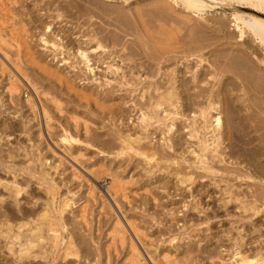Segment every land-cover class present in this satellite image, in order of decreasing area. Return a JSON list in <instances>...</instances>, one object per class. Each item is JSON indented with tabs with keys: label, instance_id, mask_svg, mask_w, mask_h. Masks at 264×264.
<instances>
[{
	"label": "rangeland",
	"instance_id": "374dc122",
	"mask_svg": "<svg viewBox=\"0 0 264 264\" xmlns=\"http://www.w3.org/2000/svg\"><path fill=\"white\" fill-rule=\"evenodd\" d=\"M0 1V12H7H3L4 15L1 14V12L0 19H2V21H9V24H11L10 26L7 25V27L3 29V32H5L7 35V32H9L8 29L11 32H14L15 29V32L13 34H15V36L17 37H19L18 35L21 36L18 38V41L21 42V45L24 46L25 42L31 47L30 51H26L25 54V49H23L22 47L14 45L13 47H9V50L7 46L6 49L5 46L2 47L3 45L1 46L0 42V47L4 48V51L8 55L4 56L3 52L0 51V58L3 56V59L1 58L2 60H0V182L2 183V185L7 184L8 186H11L15 181L17 185L23 187L24 190L21 192L22 194H20V197L17 199L21 204L19 205L20 207L22 206L25 209H34V212H38L39 210L44 208L46 202H51L50 198L52 197L51 195H53V193L55 194L54 205L56 208H58L63 199L69 200L72 203V207H70L68 211L63 213L64 217L62 219V222L67 225V228L61 229L62 231L60 232L62 239L61 241L63 244L59 248L54 250L53 253L52 251H50L51 249L48 245H43L45 246L44 252H47V256H49V258L47 257L46 260L39 263H33L32 261H29L28 263L125 264L129 259L126 264H134L131 261L133 256L132 258L130 257L132 255V251L130 250L132 249L129 250L130 247L132 248L131 245H134L133 243L137 245L140 252L142 251V256H140V264H154L157 261L159 262V264L160 262L161 264H165L166 262H168V264H222L221 261L223 260L226 262L225 263L223 261L224 264H235L234 253L237 250L242 252L245 251L250 255H252L257 249L264 250V181H262L263 178H260L261 176H264V150H261L264 149V86H262L264 85V80H262V78L264 79V47L249 33H246V36L244 35L243 38L238 37L240 35V32L236 27L237 20L233 19L234 13L256 14V11L250 9L245 3L238 4L235 2L227 1L223 2V6L218 5L213 9H209L203 16L198 15L196 12L188 11L182 0H169L171 3L168 0H44L45 4H43V0ZM70 1L72 3H70ZM7 2L10 6L6 4ZM11 2L14 4L12 5ZM79 2H82L83 4H79ZM162 2L164 3L162 4ZM218 2L221 1L218 0ZM32 3L34 5H32L33 7H30ZM36 3H38L39 5ZM40 3L43 5V7ZM76 3H78V7L76 6ZM138 3L140 5H137ZM67 4H69V8ZM92 4L95 7L98 6L97 9L95 7L90 8ZM153 4L159 5L154 6ZM50 5L53 9L50 7ZM149 5H151L152 7L150 8ZM26 6L28 7V9ZM44 6H46V8ZM146 7H148V9ZM58 8H60V10ZM66 8L70 10H66ZM79 8L82 9L83 13L79 11ZM94 8L96 9V11ZM99 8L102 10H100ZM90 9L94 10H91L93 11V13L90 11ZM97 10L99 11V15L97 14ZM64 11L66 13H64ZM121 11H123L122 14H120ZM138 11H140V14L138 13ZM94 12L96 13V15ZM58 14H61L60 18L57 17ZM256 15L264 18V14ZM65 16H67L68 20H66L67 18ZM5 17H7V19ZM63 17H65L66 19L64 18V20ZM70 17H72L71 20L69 19ZM49 18L52 19L51 23ZM184 18L186 21L184 20ZM86 19L87 21L90 19L91 20L87 23ZM84 21H86L85 24L82 23ZM155 23H157L158 25ZM22 24L24 25V28ZM50 24L52 27L55 26L54 31H56L58 37L61 38V41H58V43H60V45L64 47V51L62 54L60 53V51H55L53 53L51 51V47H45L39 40V36L43 33L45 25ZM15 25H17V28H13V26ZM20 25L22 26L21 28ZM240 25L242 26V24ZM92 27L94 30L92 29ZM162 27L164 28L162 29ZM17 29L19 30V32H21L20 34H18ZM24 29L27 30H25L24 32ZM77 30L80 33L79 35ZM160 30L162 32H159ZM148 35L149 38L147 37ZM75 36L77 38H75ZM91 36H96L97 38H99L98 40L105 46L106 49L110 51L113 49L111 51L114 55L112 56V58L116 60L115 62L118 63L121 68L117 74H113L112 72H110V69L107 68V65L101 63L98 60V55H95L93 53L91 54L93 55L91 56V58L93 59L91 63H94L92 65V68H94L93 71H89L87 68L82 67V65L81 67L79 66V64L77 63V59L74 58V50H76L80 46L79 43H82V48H95L96 43L94 41L93 43L89 42L88 37ZM73 37L78 40V43H76V40ZM246 37L249 38V41H245V39H247ZM251 37L252 40H250ZM85 38L86 41L84 40ZM169 38L171 39L169 40ZM48 39L50 41H53V38H51V36H49ZM68 40L71 41L68 42ZM72 40L75 42H72ZM82 40H84V42ZM154 41L156 44L154 43ZM165 43H167L168 45L166 44L165 46ZM230 43L233 45L231 46ZM246 43H248V45ZM249 43L251 44L249 45ZM226 44H229L231 48ZM157 45H160V47H158ZM224 45H226L227 47L225 46V48H223ZM135 47H137V49L139 48V50L142 51L140 52L138 50V52L141 53L139 57L138 55H135ZM166 47L167 49H165ZM67 48L70 49L67 50ZM227 48L228 50H226ZM15 49L18 52L14 51ZM123 49L128 50L127 52H124ZM210 50H213L211 54H209ZM218 50L220 51L218 52ZM231 51L235 54L236 52L240 54H242V52L247 53V57H245V63L247 65V60L250 61H248L249 63L252 62L250 66H255L254 68L256 70L254 68H252L251 70L254 69L256 74L254 73L251 77L246 78L245 82L247 85H250V82L258 85L260 87V89L259 87L257 88L259 92L260 90H263L260 93L256 92L252 94L250 97L246 95L244 101L245 104L241 100L239 103L237 101L238 99L236 100L237 97H240L239 95L244 94L241 90L235 91L236 93L232 90H225L230 89V87H225V80L227 79V77L233 76V71H246L243 68L241 69L242 65L240 67V65H237L234 61L231 62L228 59L230 58V56H233V53ZM69 52L72 53L70 54ZM55 53H57L56 57L54 56ZM114 53H116V55ZM223 53H226V55H223ZM261 53H263V55ZM40 55H42V57ZM130 55H132L133 57H131ZM145 55H148L146 57L150 58H146V60L144 58ZM157 55L160 56V58ZM197 55L203 56V62H200L199 59H196ZM179 58L181 60L183 59V62L180 61ZM186 58L191 60L189 62H186L184 61ZM110 60L111 59H107L106 61L109 62ZM137 60L138 63L136 64ZM151 60H153V62H151ZM36 61H38V64L36 63ZM125 61H127V63ZM131 61L134 62V64L131 63ZM39 62H43L42 65H39ZM164 62L166 65L164 64ZM168 62H170L171 64ZM172 62L174 63L172 64ZM178 62H180L181 65L179 63L178 66ZM1 63L2 65H4L3 68ZM139 63H142L143 66L145 64L146 68L142 66L143 68H141V72L138 74L136 72L137 69L134 66L137 65L138 67V65H140ZM44 64L48 66V69H45L47 68V66L44 67ZM153 64L155 67L153 66ZM18 65L21 68L20 69L18 67L21 71L16 68ZM246 65L243 63V66ZM187 67H189L190 69H187ZM5 69L7 71H3ZM8 69L10 71H8ZM161 69H165L164 72ZM174 69H177L176 75H179V81H188L189 86L193 87L195 84L196 86L199 85L200 87L198 88L201 89L214 88L218 92L216 93V95L217 98L219 96L218 111L220 112L223 121V138H228L229 136L228 142L226 140L227 138L224 139V143L225 141L227 143L226 145H222L219 153L220 155H222L221 153L224 152L228 154L225 159L223 156L221 157L222 159H224V162H219V157H216L213 159V161H209V164L207 166L200 165L196 162L195 157L192 156V154L189 152V150H192L194 148L192 145L195 144L196 140L189 138L187 130L190 121L186 120V118H192L196 110V105H192L188 101H183L182 106L179 108V112L181 114H184L185 117L178 116L176 118L175 128L172 133H164V127L160 126V128L157 124L156 126L155 124H152L149 127L151 129L148 128V131H141L142 129L138 124L137 119L138 114L140 113L138 110L142 107L144 101L145 103H147L146 99L148 98V94L146 93L145 98L141 100L140 96L143 93L141 89L143 88V86L148 85L151 82H159L161 78L162 81H160L161 83L159 82L160 86H168L169 81L173 82L172 72ZM134 70L135 73L132 72ZM178 70L180 71V73ZM55 71L57 72L53 74V72ZM212 71H215V79L213 77H210L208 74ZM129 72L131 75L129 74ZM144 72L146 73V75H144ZM194 72L197 73L199 77H204L205 79L200 80L199 84L197 82H193L192 76L194 75ZM261 72L263 73L262 77ZM10 75L12 77H10ZM224 75L225 78H223ZM242 75H244L243 77L246 76L245 73H242ZM255 75L261 77V79H259L257 83L253 81H256L258 78L256 80L252 79ZM121 78L123 81L121 80ZM15 80H18V87H16L17 90L19 88L20 91L18 90V92L20 93H15V95H13L10 100V94L9 91L6 90V87L9 86V83H17ZM124 82L126 84H124ZM132 84L134 85V87ZM223 85L225 87L224 89L222 88ZM217 87L219 89H217ZM34 89L36 90L34 91ZM180 89L182 90V88ZM196 91L198 90L196 89L194 91L193 89H191L189 92L195 94ZM225 93H227L229 96V101L226 103H224V101H221ZM130 96L132 97L130 98ZM255 97L258 100H256ZM27 98L29 99V102ZM35 98L37 101H35ZM199 99L201 100L202 98ZM31 103H34L35 107L38 106L34 109V111L31 108ZM62 104L65 106H63ZM56 105L58 108L56 107ZM225 106L226 108H223ZM42 107L50 114L51 121L54 120L50 122L51 124H47L45 122L46 120L43 117ZM54 107H56L57 109L55 108V110ZM244 107L245 109H243ZM167 108L168 107L162 108V111H166H161V114L165 115V113L173 111L172 107L168 109ZM240 108H242V110ZM250 110L253 112V114H251ZM216 112L217 111H213L212 114L216 115ZM232 113L234 116L232 115ZM70 114L72 115V117H76H73V119ZM243 117H246V120H243ZM248 117H250V120L247 119ZM41 119L43 120L41 121ZM74 120L78 121L79 126L76 125L77 122ZM53 122H55V124ZM84 123L90 124L89 126L85 124L87 126L86 127ZM243 123L244 125L242 127ZM248 123H250L251 125ZM76 126L79 128L77 132H74ZM82 126L84 128H88V130H91L87 132L88 130H83L84 128ZM252 126L256 128H253ZM52 127L56 128L54 129ZM63 127L64 129H67L70 133H72L75 138L81 139L82 144H61L60 138L63 134ZM67 127H69L71 130ZM224 127L227 128V131ZM49 128H51L50 131L48 130ZM139 128L141 130H139ZM228 130L230 132L232 131L231 135ZM84 132L88 133L89 135L84 134ZM130 132L131 134H129ZM226 132L229 135L226 134ZM258 133L261 136H259ZM85 135L88 136L86 137ZM43 136L45 138H43ZM127 136L133 139L140 137L141 142L137 143L138 145H134L135 149H151L152 152H156V155L152 159L151 157H149L151 160L145 159L141 156L138 157V155H136L134 152L126 154V157L125 154L124 156L121 155L120 157L118 153L120 152L124 141L127 139ZM251 138L254 139L253 144L251 146H246V140ZM167 140H169V142ZM48 142L49 145H47ZM53 142H55V145H53ZM167 142L172 145L171 149L168 148ZM85 143H87L88 145ZM261 146L263 147L261 148ZM240 147H253L256 148V150L258 149V157L252 155L256 163H250V160L247 156L248 154H250L251 156V154L254 153H249L248 151H246L248 153L245 155V150H240ZM232 148H236L237 150L235 149V151L240 154L238 159H236V156H231L229 154L230 149ZM50 149L53 151H50ZM63 150L65 152H63ZM66 150L70 152H67V154L65 155ZM100 151H102V153H100ZM116 153L119 156H117ZM157 153L159 154L158 158H156L158 155ZM78 154L81 155L80 158ZM72 155L74 157H77L71 158ZM45 158L47 159V161ZM72 164L74 165V167H71L73 166ZM257 164L259 167L257 166ZM27 165H29L30 167ZM253 165H256L257 168ZM99 166H102L104 170H101ZM208 167H210L211 169H209ZM99 168L100 170L96 171ZM93 169L96 172L95 177L93 174L94 171L92 173ZM178 170L180 171V173ZM105 172H107L109 175L105 174ZM110 172H112V175H115L112 176ZM236 173H238L240 176H236ZM247 173H251L253 175V180L245 178L244 175H246ZM44 175H47L46 178L44 177ZM257 176L259 179L257 178ZM114 178H117L119 181ZM104 180H106L107 182ZM127 180L129 183L128 185L126 182ZM114 181H118V184L121 185V188L123 187L121 192L118 193L112 189L114 186L112 185L114 184ZM123 181L124 183H122ZM125 182L126 188L123 186V184L125 185ZM10 183L11 185H9ZM2 185H0V213L6 215L5 217L10 219L7 221L13 223H15L16 221L23 222L26 220H32L21 218L22 215L18 211V209H16V203H14L15 199L13 193L10 192L9 189L7 190V188L11 187L5 188ZM110 185L112 187H110ZM2 189L4 191H2ZM145 189L147 190V193ZM49 190L51 191L49 192ZM101 192L107 194L105 195ZM92 193L94 196L91 195ZM46 195L49 196L47 197ZM28 196L30 198H28ZM39 198L42 200H40ZM102 201H107L106 203L108 206L106 205V203H103L102 205ZM108 201L111 203V207L109 206ZM243 201L247 205H253L257 213H255V211L251 209L245 211L243 209ZM9 204L11 207L9 206ZM30 205H32L33 207ZM86 207L87 209H85ZM81 208L84 209H82V212L80 211ZM1 209L3 210L1 211ZM166 209H168V211H166ZM85 212L86 214L83 215ZM79 214L83 215H81L82 218ZM83 217L85 219H83ZM119 217H121L123 221H121ZM82 219L83 222H81ZM115 219L116 221L117 219L121 221L117 222V226L119 227L116 226ZM86 220L90 223L87 224ZM135 221L138 224H134ZM119 223H122L121 228ZM84 225L87 226L86 230L85 227H83ZM114 226L121 230L124 226L126 227H124V232H122L119 229L113 230ZM132 229H135L137 233L140 232L138 233L137 238L135 237V239L133 237V235L136 236L134 234L135 231H133ZM125 230H127L128 232L130 230V232L128 233ZM110 233L113 234V237ZM123 233L126 243L124 241L123 244L120 240L119 244V239H121L120 236ZM130 233L131 235L133 234L132 238L130 237ZM108 234H110V236ZM143 234H145V236H142ZM139 235L146 238L147 242H145L146 239L142 238ZM128 236L130 241L128 240ZM111 237H116L115 239L117 242ZM130 238L133 239L134 242L131 241ZM149 238L151 241H149L148 243ZM7 242V240L0 238V264H21L17 263V257L15 255L9 254L6 248ZM68 242L72 245L76 244L79 256H73L75 258H67L63 255L65 253L64 251L66 250L67 245H70ZM111 243L113 246L111 245ZM108 244L112 246V248L109 247ZM121 244H123V248L120 247ZM138 244L139 246L141 245V248L138 246ZM126 245L130 247L128 248ZM113 247L116 249L115 253L117 252L118 255L114 253ZM107 248L109 249V251L107 250ZM14 249H19V245H16ZM126 249L129 251H127ZM60 252H62L63 254ZM127 252H131L129 253L131 255H129ZM126 254H128L131 259L126 257ZM143 255H145L146 258L143 257ZM164 257H167V261ZM106 259H108V262ZM150 259L152 260V262ZM161 259L163 262L160 261Z\"/></svg>",
	"mask_w": 264,
	"mask_h": 264
},
{
	"label": "bare ground",
	"instance_id": "6f19581e",
	"mask_svg": "<svg viewBox=\"0 0 264 264\" xmlns=\"http://www.w3.org/2000/svg\"><path fill=\"white\" fill-rule=\"evenodd\" d=\"M10 1V0H9ZM26 1V0H25ZM28 1V0H27ZM57 1V0H56ZM76 1V0H75ZM83 1V0H82ZM96 1V0H95ZM97 1H99V0H97ZM153 1V0H152ZM169 1V0H168ZM167 1V2H168ZM221 2H218V0H182V2H184V4H185V6L187 7V9H188V11H190V12H196L198 15H205L206 14V12L209 10V9H213V8H215L216 6H218V5H220V6H223V2L224 1H227V2H235V3H238V4H243V3H245V4H247L248 5V7L250 8V9H252V10H254V11H256V14H264V0H220ZM1 2V1H0ZM6 2V1H5ZM5 2H3V3H5ZM14 2V1H13ZM33 2V1H32ZM35 2H37V1H35ZM34 2V3H35ZM42 2V1H41ZM43 2H44V0H43ZM68 2V1H67ZM78 2V1H77ZM89 2V1H88ZM92 2H94V1H92ZM170 2V1H169ZM12 3V2H11ZM15 3V2H14ZM14 3H12V5L14 4ZM18 3V2H17ZM20 3V2H19ZM55 3V2H54ZM58 3H59V1H58ZM70 3H72L71 1H70ZM74 3V2H73ZM85 3H87V2H85ZM148 3H151V2H148ZM148 3H147V5H148ZM164 2H162V4H163ZM171 3V2H170ZM7 5H8V2L6 3ZM5 4V5H6ZM36 4H38V3H36ZM35 4V5H36ZM41 4V3H40ZM43 4H45V2L43 3ZM53 4V3H52ZM75 4V3H74ZM77 4L78 3H76V6H77ZM79 4H83L82 2H79ZM89 4H91V3H89ZM1 5V4H0ZM29 5H30V3H29ZM32 5H34L33 3L31 4V6L30 7H33ZM39 5V4H38ZM42 5V4H41ZM40 5V6H41ZM69 4H67V6H68ZM88 5V4H87ZM137 5H140L139 3L137 4ZM142 5H143V2H142ZM145 5V4H144ZM154 5V4H153ZM156 5H159V4H156ZM156 5H154V6H156ZM166 5V4H165ZM226 5V4H225ZM8 6H10V5H8ZM15 6V5H14ZM19 6V5H18ZM23 6V5H22ZM57 6V5H56ZM63 6V5H62ZM66 6V5H65ZM72 6H73V4H72ZM80 6V5H79ZM82 6V5H81ZM150 6V8L152 7L151 5H149ZM148 6V7H149ZM175 6V5H174ZM27 7V6H26ZM42 7H43V5H42ZM45 8H46V6H44ZM48 7V6H47ZM50 7L52 8V6L50 5ZM78 7V6H77ZM83 7V6H82ZM87 7H89V6H87ZM93 7H95V6H93V4L91 5V7L90 8H93ZM98 7V6H97ZM97 7H95L96 9H97ZM143 7H145V6H143ZM148 7H146L147 9H148ZM243 7V6H242ZM245 7V6H244ZM4 8V7H3ZM68 8H69V6H68ZM68 8H66V10L68 9ZM81 8V7H80ZM79 8V9H80ZM85 8V7H84ZM94 8V9H95ZM145 8V9H146ZM149 8V9H150ZM7 9V8H6ZM24 9H25V7H24ZM27 9H28V7H27ZM29 9H31V8H29ZM33 9V8H32ZM50 9V8H49ZM48 9V10H49ZM53 9V8H52ZM59 10H60V8H58ZM96 9H95V11H96ZM100 9V8H99ZM98 9V10H99ZM123 9V8H122ZM144 9V10H145ZM146 9V10H147ZM166 9V8H165ZM1 10H2V8H1ZM23 10V9H22ZM55 10V9H54ZM58 10V11H59ZM68 10H70V9H68ZM91 10H93V9H90V11ZM97 10V14L99 15V11ZM100 10H102V9H100ZM107 10V9H106ZM117 10H119V9H117ZM138 10H139V8H138ZM153 10V9H152ZM25 11V10H24ZM56 11H57V9H56ZM61 11H62V9H61ZM75 11V10H74ZM79 11H81V13H83L82 12V9H80ZM94 11V10H93ZM93 11H91L92 13H93ZM124 11V10H123ZM123 11H121V13L120 14H122V12ZM2 12V11H1ZM0 12V13H1ZM4 12V11H3ZM3 12L1 13V14H3ZM6 12V11H5ZM4 12V13H5ZM50 12H51V10H50ZM100 12H103V11H100ZM140 11H138V13H139ZM143 12V11H142ZM7 13V12H6ZM16 13V12H15ZM26 13V12H25ZM59 13V12H58ZM64 13H66L65 11H64ZM73 13V12H72ZM80 13V14H81ZM86 13V12H85ZM95 13V12H94ZM12 14H14V13H12ZM30 14V13H29ZM39 14V13H38ZM46 14V13H45ZM75 14V13H74ZM140 14V13H139ZM256 14H250V13H234L233 14V19L234 20H237V24H236V27H237V29H238V31L240 32V35L238 36V37H240V38H243L244 37V35L246 34V33H249L250 35H252L255 39H257L258 41H259V43L264 47V18H262V17H259V16H257ZM4 15V14H3ZM7 15V14H6ZM19 15H21V14H19ZM68 15V14H67ZM76 15V14H75ZM86 15V14H85ZM95 15H96V13H95ZM125 15V14H124ZM129 15V14H128ZM21 16H23V15H21ZM28 16V15H27ZM40 16V15H39ZM60 16H61V14H58L57 15V17L58 18H60ZM82 16V15H81ZM80 16V17H81ZM193 16V15H192ZM263 16V15H262ZM3 17V16H2ZM19 17V16H18ZM66 18H67V16H65ZM65 17H63V19L65 18ZM75 17V16H74ZM79 17V16H78ZM86 17V16H85ZM89 17H90V15H89ZM188 17V16H187ZM6 19H7V17H5ZM50 18H52V17H50ZM49 18V19H50ZM57 18V19H58ZM65 18V19H66ZM71 18L72 17H70L69 19L71 20ZM202 18V17H201ZM19 19V18H18ZM46 19V18H45ZM63 19H60V20H63ZM64 19V20H65ZM89 19V18H88ZM13 20V19H12ZM11 20V21H12ZM14 20H15V18H14ZM13 20V21H14ZM51 20L52 19H50V23H51ZM56 20V19H55ZM66 20H68V18L66 19ZM74 20V19H73ZM91 20V19H90ZM90 20H88V21H90ZM184 20H185V18H184ZM10 21V22H11ZM12 21V22H13ZM54 21V20H53ZM52 21V22H53ZM86 21H87V19H86ZM86 21H84V22H82V23H84L85 24V22ZM88 21H87V23H88ZM186 21V20H185ZM11 22V23H12ZM57 22H58V20H57ZM64 22H67V21H64ZM68 22H70V21H68ZM75 22V21H74ZM77 22V21H76ZM79 22V21H78ZM81 22V21H80ZM143 22V21H142ZM15 23V22H14ZM61 23H63V22H61ZM97 23V22H96ZM235 23V22H234ZM13 24V23H12ZM72 24V23H71ZM81 24V23H80ZM155 24H157V23H155ZM240 24H242V26L240 25ZM7 25H11V24H9V21H5V20H3L2 21V19H0V42H1V46L2 47H4L5 46V49H6V46L8 47V49H9V47H13L14 45L15 46H18V47H22L23 49H25V54H26V51H30V46L27 44V43H25L24 42V46H22L21 45V42L20 41H18V38L19 37H21L20 35H18L19 37H17V36H15V34H13L14 32H15V29H14V32H11L9 29H8V31L9 32H7L8 34L6 35V33L5 32H3L4 30V28L5 27H7ZM14 25V24H13ZM18 25H19V23H18ZM23 25V24H22ZM76 25H77V23H76ZM79 25V24H78ZM151 25V24H150ZM158 25V24H157ZM162 25V24H161ZM222 25V24H221ZM65 26V25H64ZM122 26V25H121ZM17 28V25H15V26H13V28ZM22 26L20 25V28H21ZM54 27L55 26H51V24L50 25H45V29H44V31H43V33L39 36L40 37V41H41V43H42V45H44L45 47H51V51L54 53L55 51H60V53L62 54L63 53V48L64 47H62L61 45H60V43H58V41L60 42L61 41V38H59L58 37V34H56L57 32L56 31H54ZM61 27V26H60ZM89 27H91V26H89ZM172 27H173V25H172ZM181 27V26H180ZM18 28H19V26H18ZM23 28H24V25H23ZM26 28V27H25ZM28 28V27H27ZM67 28V27H66ZM82 28V27H81ZM164 27H162V29H163ZM166 28V27H165ZM12 29V28H11ZM62 29H63V26H62ZM68 29V28H67ZM69 29H70V26H69ZM71 29H72V25H71ZM74 29V28H73ZM92 29H93V27H92ZM161 29V30H162ZM195 29V28H194ZM13 30V29H12ZM18 30V29H17ZM25 30H27V29H24L23 31L25 32ZM75 30V29H74ZM78 30H80V29H78ZM77 30V31H78ZM82 30V29H81ZM94 30V29H93ZM159 31V32H162V31ZM179 30H180V28H179ZM185 30V29H184ZM204 30V29H203ZM22 31V30H21ZM58 31V30H57ZM65 31V30H64ZM76 31V30H75ZM143 31H145V30H143ZM155 31V30H154ZM164 31V30H163ZM187 31H188V29H187ZM17 32V31H16ZM67 32V31H66ZM65 32V33H66ZM74 32V31H73ZM81 32V31H80ZM168 32H169V30H168ZM183 32V31H182ZM190 32V31H189ZM21 32H19V30H18V34H20ZM62 33V32H61ZM75 33V32H74ZM73 33V34H74ZM86 33V32H85ZM153 33V32H152ZM177 33H178V31H177ZM188 33V32H187ZM226 33V32H225ZM67 34H68V32H67ZM76 34V33H75ZM80 33H79V31H78V35H79ZM93 34V33H92ZM97 34V33H96ZM165 34V33H164ZM171 34V33H170ZM174 34V33H173ZM64 35V34H63ZM69 35V34H68ZM101 35V34H100ZM100 35H99V38H100ZM155 35V34H154ZM49 36H51V38H53V41H50L49 39H48V37ZM70 36H71V34H70ZM146 36V35H145ZM153 36V35H152ZM157 36H159V35H157ZM168 36V35H167ZM185 36V35H184ZM246 36V35H245ZM65 37V36H64ZM66 37H68V36H66ZM148 38H149V35L147 36ZM156 37V36H155ZM169 37H171V36H169ZM72 38V37H71ZM74 38V37H73ZM75 38H77L76 36H75ZM74 38V39H75ZM99 38H97L96 36H91V37H88V39H89V42H92L93 43V41L96 43V47L95 48H93V49H90V48H82L83 46H81L82 45V43H79L80 44V46L76 49V50H74V52H75V55H74V58H76L77 59V63L79 64V66L81 67V65H82V67H85V68H87L89 71H93V69L94 68H92V65L94 64V63H91V61L93 60L92 58H91V56H93V55H91L92 53L93 54H95V55H98V57L100 58H98V60L101 62V63H104V64H106L107 65V68L108 69H110V72H112L113 74H117L118 72H119V70L121 69L120 68V66L118 65V63H116L115 61L116 60H114V58H112V56H114L113 55V52H111L110 50H108V49H106L105 48V46L98 40ZM103 38V37H102ZM160 38H161V36H160ZM163 38V37H162ZM168 38V37H167ZM173 38V37H172ZM247 38V37H246ZM87 39V40H88ZM151 39V38H150ZM171 38H169V40H170ZM175 39H176V37H175ZM249 38H247V39H245V41L247 40V41H249L248 40ZM76 40V39H75ZM80 40V39H79ZM85 41H86V38L84 39ZM84 40H82L83 42H84ZM250 40H252V37H251V39ZM71 41V40H70ZM69 40H68V42H70ZM78 40H76V43H78L77 42ZM152 41V40H151ZM173 41V40H172ZM67 42V43H68ZM72 42H75V41H73L72 40ZM80 42V41H79ZM147 42V41H146ZM157 42V41H156ZM251 42V41H250ZM15 43V44H14ZM104 43H105V41H104ZM125 43H127V42H125ZM154 43H155V41H154ZM161 43V42H160ZM168 43V42H167ZM167 43H165V46H166V44ZM245 43V42H244ZM252 43V42H251ZM251 43H249V45L251 44ZM91 44V43H90ZM156 44V43H155ZM159 44V43H158ZM231 44V43H230ZM247 45H248V43H246ZM245 44V45H246ZM85 45V44H84ZM142 45V44H141ZM168 45V44H167ZM199 45V44H198ZM226 45H228V47H230L231 48V46L233 45V44H231V46L229 45V44H226ZM226 45H224L223 46V48H225V46ZM66 46V45H65ZM112 46V45H111ZM155 46V45H154ZM158 47H160V45H157ZM164 46V47H165ZM178 46H180V45H178ZM188 46V45H187ZM222 46V45H221ZM252 46V45H251ZM256 46V45H255ZM255 46H254V48H255ZM2 47H0V51L1 52H3V54H4V56L6 55V56H8L7 55V53L4 51V48H2ZM125 47V46H124ZM151 47V46H150ZM227 47V46H226ZM239 47V46H238ZM249 47V46H248ZM17 48V47H16ZM74 48V47H73ZM121 48V47H120ZM120 48H119V50H120ZM123 48V47H122ZM176 48H177V46H176ZM219 48V47H218ZM222 48V47H221ZM7 49V50H8ZM18 49V48H17ZM22 49V50H23ZM68 49H70V48H67V50ZM117 49V48H116ZM115 49V50H116ZM160 49V48H159ZM165 49H167V47L165 48ZM220 49V48H219ZM250 49V48H249ZM10 50V49H9ZM13 50V49H12ZM11 50V51H12ZM21 50V51H22ZM124 50V49H123ZM128 50V49H127ZM127 50L125 49L124 50V52H127ZM135 55H138V57L141 55V53H139L138 52V50H139V48L137 49V47H135ZM162 50H163V48H162ZM226 50H228V48L226 49ZM226 50H225V52H226ZM231 50V49H230ZM260 50V49H259ZM14 51H16V49L14 50ZM122 51V50H121ZM140 51V50H139ZM212 51L213 50H210V53L209 54H211L212 53ZM220 50H218V52H219ZM224 51V50H223ZM256 51H258V50H256ZM16 52H18V51H16ZM24 52V51H23ZM140 52H142V51H140ZM222 52V51H221ZM232 52V51H231ZM235 52V51H234ZM239 52V51H238ZM264 52V51H263ZM15 53V52H14ZM29 53V52H28ZM70 53V52H69ZM72 53V52H71ZM70 53V54H71ZM233 53V52H232ZM231 53V54H232ZM256 53V52H255ZM259 53V52H258ZM19 54V53H18ZM22 54V53H21ZM115 55H116V53H114ZM131 54H134V53H131ZM144 54V53H143ZM262 55H263V53H261ZM119 55V54H118ZM128 55H129V53H128ZM154 55V54H153ZM208 55V54H207ZM213 55V54H212ZM221 55V54H220ZM223 55H226V53L224 54L223 53ZM41 57H42V55H40ZM54 56L56 57L57 56V53H55L54 54ZM131 57H133L132 55H130ZM146 56H148V55H145V59L146 58H150V57H146ZM158 56V55H157ZM192 56H194V55H192ZM209 56V55H208ZM207 56V57H208ZM218 56V55H217ZM216 56V57H217ZM3 57V56H2ZM1 57V58H2ZM22 57V56H21ZM20 57V58H21ZM54 57V58H55ZM95 57V56H94ZM125 57V56H124ZM127 57V56H126ZM159 58H160V56H158ZM245 57H247V53L246 52H242V54H240V53H237L236 52V54L235 53H233V56H230V58H228L231 62L232 61H234L237 65H240V67H241V65H242V67H241V69L243 68L244 70H246L245 72H237L236 70L235 71H233V76L232 77H227V79L225 80V87H230V89L229 90H227V89H225L226 91H233V92H235V91H239V90H241L244 94H242V95H239L240 97L238 98H236V100L238 101V103L240 102V100L242 101V102H244L245 101V96L247 95L248 97H250L252 94H254V93H256V92H258V93H260L261 91H263V90H260V92H259V90H257V88L259 87L258 85H256V84H253V83H251L250 81V85H249V87H248V85L246 84V82H245V80H246V78H248V77H251L254 73H255V71H254V67L255 66H250V64L252 63H249L250 61L249 60H247V65H246V63H245ZM0 58V60H2ZM8 58H10V57H8ZM60 58V57H59ZM96 58V57H95ZM118 58V57H117ZM116 58V59H117ZM128 58V57H127ZM130 58V57H129ZM173 58V57H172ZM175 58V57H174ZM181 58V57H180ZM179 58V59H180ZM224 58V57H223ZM7 59V58H6ZM13 59V58H12ZM22 59V58H21ZM57 59V58H56ZM97 59V58H96ZM107 59H111L109 62L108 61H106ZM134 59V58H133ZM132 59V60H133ZM138 59H140V58H138ZM193 59V58H192ZM196 59H199V61L200 62H203V56L202 55H197L196 56ZM9 60V59H8ZM17 60V59H16ZM36 60V59H35ZM35 60H34V62H35ZM124 60V59H123ZM147 60V59H146ZM149 60V59H148ZM167 60V59H166ZM191 59H188V58H186L184 61H186V62H189ZM4 61H6V60H4ZM15 61V60H14ZM45 61V60H44ZM96 61V60H95ZM122 61V60H121ZM128 61V60H127ZM127 61H125L126 63H127ZM135 61H136V58H135ZM150 61V60H149ZM168 61H169V59H168ZM175 61V60H174ZM180 61H182L183 62V59L181 60L180 59ZM196 61V60H195ZM198 61V60H197ZM208 61V60H207ZM226 61V60H225ZM249 61V62H248ZM21 62H23V61H21ZM38 61H36V63H37ZM98 62V61H97ZM145 62V61H144ZM151 62H153V60H151ZM166 62V61H165ZM165 62H164V64H165ZM4 63V62H3ZM11 63V62H10ZM16 63V62H15ZM14 63V64H15ZM36 63H35V65H36ZM43 63V62H42ZM42 63H40L39 62V65H42ZM121 63V62H120ZM131 63H133L134 64V62H132L131 61ZM138 63V60H137V62H136V64ZM168 63H170V62H168ZM168 63H167V65H168ZM174 62H172V64H173ZM176 63V62H175ZM179 63L180 62H178V66H179ZM243 63L246 65V66H243ZM19 64V63H18ZM38 64V63H37ZM77 64V65H78ZM130 64V63H129ZM132 64V65H133ZM140 65H138V67H137V65L136 66H134V67H136V69H137V73L139 74L140 72H141V68H143V67H145V64H144V66H143V64L142 63H139ZM147 64H148V62H147ZM171 64V63H170ZM183 64V63H182ZM187 64H189V63H187ZM254 64V63H253ZM1 65H2V63H1ZM12 65H13V63H12ZM17 65V64H16ZM103 65V64H102ZM128 65V64H127ZM150 65V64H149ZM162 65H163V63H162ZM166 65V64H165ZM180 65H181V63H180ZM198 65V64H197ZM213 65V64H212ZM3 66L4 65H2V68H3ZM7 66V65H6ZM5 66V67H6ZM21 66V65H20ZM45 66H47L46 64H44V67ZM129 66H131V65H129ZM143 66V67H142ZM153 66H154V64H153ZM169 66H171V65H169ZM188 66V65H187ZM215 66V65H214ZM218 66V65H217ZM247 66H249V67H247ZM4 67V68H5ZM8 67V66H7ZM15 67V66H14ZM19 67V65L16 67V68H18ZM122 67H124V66H122ZM155 67V66H154ZM156 67H157V65H156ZM165 67H167V66H165ZM191 67V66H190ZM20 68V67H19ZM18 68V69H19ZM127 68V67H126ZM146 68V67H145ZM149 68H150V66H149ZM152 68V67H151ZM160 68H161V66H160ZM162 68H163V66H162ZM184 68V67H183ZM198 68V67H197ZM215 68V67H214ZM223 68V67H222ZM252 68H254L253 70H251ZM21 69V68H20ZM19 69V70H20ZM45 69H48V66H47V68H45ZM130 69V68H129ZM129 69H127V70H129ZM134 69V68H133ZM147 69H148V66H147ZM146 69V70H147ZM170 69V68H169ZM178 69V68H177ZM177 69H174L173 70V82L172 81H169V83H168V86H166V87H162V86H160V84H159V82L160 81H162V78L159 80V82H157V81H155V82H151V83H149L148 85H145V86H143V88L141 89L142 90V94H141V100L143 99V98H145V94L147 93L148 94V98L146 99L147 101V103H145V101H144V103H143V105H142V107L138 110L139 112V114H138V117H137V119H138V124L140 125V127H141V129L139 128V130H141V131H148V128L152 125V124H155V126H156V124L160 127V126H163L164 127V133L166 132V133H172V131L174 130V128H175V120H176V118L178 117V116H182V117H185V115L184 114H181L180 112H179V108L182 106V104H183V101H188L190 104H192V105H196V110H195V112H194V114H193V116H192V118H186V120H189L190 121V123H189V125H188V134H189V138L190 139H193V140H196L195 141V144L194 145H192L194 148L192 149V150H189V152L192 154V156H194L195 157V160H196V162L197 163H199L200 165H204V166H207L208 164H209V161H213V159L214 158H218L219 159V162H224V159H225V157L228 155V154H226L225 152L224 153H221L222 155H220L219 153H220V148L222 147V145L223 144H225L226 145V143L229 141V136H228V138L227 137H225V138H227L226 140H227V142L225 141V143H224V139L225 138H223V134H222V129H223V121H222V117H221V114H220V112L218 111V104H219V96H218V98H217V95H216V93H218L214 88H211V89H204V88H198V87H200L199 85H195L194 83V86L192 87V86H189L188 85V81H179L178 80V78H179V75H176L177 74ZM185 69H186V67H185ZM187 69H190L189 67H187ZM192 69V68H191ZM196 69V68H195ZM205 69V68H204ZM206 69H207V67H206ZM205 69V70H206ZM161 70H163V69H161ZM165 70V69H164ZM164 70H163V72H164ZM168 70V69H167ZM202 70V69H201ZM201 70H200V72H201ZM221 70V69H220ZM256 70V69H255ZM259 70V69H258ZM3 71H7L6 69L5 70H3ZM8 71H10L9 69H8ZM21 71V70H20ZM126 71V70H125ZM155 71V70H154ZM179 71V70H178ZM182 71V70H181ZM186 71H188V70H186ZM195 71V70H194ZM204 71V70H203ZM217 71V70H216ZM57 71H55V72H53V74H55ZM124 72V71H123ZM128 72V71H127ZM133 73H135V70L134 71H132ZM149 72H150V70H149ZM162 72V71H161ZM160 72V73H161ZM166 72V71H165ZM190 72V71H189ZM258 72V71H257ZM3 73V72H2ZM50 73V72H49ZM51 73H52V70H51ZM122 73V72H121ZM126 73V72H125ZM145 73V72H144ZM152 73V72H151ZM179 73H180V71H179ZM204 73H206V72H204ZM242 73H245L246 74V76L245 77H243L244 75H242ZM262 73V72H261ZM9 74H10V72H9ZM12 74V73H11ZM129 74H130V72H129ZM128 74V75H129ZM163 74V73H162ZM162 74H161V76H162ZM209 74V76L210 77H213L214 79L216 78V76H215V71H212V72H209L208 73ZM231 74V73H230ZM256 74V73H255ZM58 75V74H57ZM131 75V74H130ZM144 75H146V73L144 74ZM164 75H167V74H164ZM163 75V76H164ZM186 75H188V74H186ZM228 75V74H227ZM260 75V74H259ZM53 76H56V75H53ZM115 76H117V75H115ZM201 76V75H200ZM203 76H204V74H203ZM221 76V75H220ZM263 76V73H262V75H261V77ZM10 77H12L11 75H10ZM16 77V76H15ZM125 77V76H124ZM145 77V76H144ZM261 77L260 76H258V75H255L254 76V78H252L253 80H256L257 78V80L256 81H253V82H255V83H257V81L259 80V79H261ZM123 78V77H122ZM122 78H121V80H122ZM139 78V77H138ZM192 78H193V82H197L198 84L200 83V80H204L205 78L203 77V78H201V77H199L198 76V74L197 73H195L194 72V75L192 76ZM223 78H225V75L223 76ZM222 78V79H223ZM9 79V78H8ZM17 79V78H16ZM125 79V78H124ZM128 79V78H127ZM133 79V78H132ZM141 79V78H140ZM182 79V78H181ZM221 79V80H222ZM10 80V79H9ZM13 80H14V77H13ZM142 80V79H141ZM140 80V81H141ZM262 80H264L263 78H262ZM16 82L18 81V80H15ZM120 81V80H119ZM118 81V82H119ZM123 81V80H122ZM126 81V80H125ZM192 81V80H191ZM212 81V80H211ZM8 82V81H7ZM12 82V81H11ZM61 82H62V79H61ZM178 82V83H177ZM203 82V81H202ZM205 82V81H204ZM222 82V81H221ZM260 82V81H259ZM161 83V82H160ZM14 84V85H13ZM17 84H18V82L17 83H12V84H10L9 83V86L8 87H6L7 89L6 90H8L9 91V94H10V100H11V98L13 97V95H15V93H17L18 92V90H19V88H18V90H17ZM60 84H62V83H60ZM64 84V83H63ZM124 84H126L125 82H124ZM134 84V83H133ZM132 84V85H133ZM33 85V84H32ZM201 85V84H200ZM220 85V84H219ZM222 85V84H221ZM17 86V87H16ZM36 86V85H35ZM136 86V85H135ZM165 86V85H164ZM262 86H264V85H262ZM133 87H134V85H133ZM204 87V86H203ZM219 87V86H218ZM217 87V89H219ZM224 87V85L222 86V88L224 89L225 88ZM37 88V87H36ZM180 88H182V90L180 89ZM263 88V87H262ZM261 88V89H262ZM21 89V88H20ZM126 89V88H125ZM191 89H193L194 91L197 89L198 91H196V93L195 94H192L191 92H189ZM259 89H260V87H259ZM36 89H34V91H35ZM222 90V89H221ZM248 90V91H247ZM7 91V92H8ZM20 91V90H19ZM22 91V90H21ZM25 92H27V91H25ZM220 92V91H219ZM20 92H18V94H19ZM34 93V92H33ZM46 93V92H45ZM63 93V92H62ZM137 93V92H136ZM222 93V92H221ZM236 93V92H235ZM264 93V92H263ZM32 94V93H31ZM52 94V93H51ZM65 94V93H64ZM68 94V93H67ZM25 95V94H24ZM45 95V94H44ZM140 95V94H139ZM222 95V94H221ZM232 95V94H231ZM28 96V95H27ZM138 96V95H137ZM129 97V96H128ZM132 96H130V98H131ZM235 97H236V95H235ZM254 97V96H253ZM123 98H125V97H123ZM136 98V97H135ZM199 98H202L201 100L199 99ZM223 99L221 100V101H224V103H226V102H228L229 101V96H228V94L227 93H225V95L222 97ZM198 101H197V100ZM255 99H256V97H255ZM27 100H28V102H29V99L27 98ZM109 100V99H108ZM122 100H124V99H122ZM131 100V99H130ZM135 100V99H134ZM256 100H258V99H256ZM260 100V99H259ZM263 100H264V98H263ZM31 101V100H30ZM35 101H37L36 100V98H35ZM55 101V100H54ZM58 101V100H57ZM86 101H87V98H86ZM127 101V100H126ZM126 101H125V103H126ZM261 101H262V99H261ZM109 102V101H108ZM124 102V101H123ZM142 102V101H141ZM141 102H140V104H141ZM250 102V101H249ZM35 103V102H34ZM34 103H31V108L33 109V111H34V109L35 108H37L38 106H36L35 107V105H34ZM54 103V102H53ZM62 103V102H61ZM60 103V104H61ZM89 103V102H88ZM100 103H101V101H100ZM134 103V102H133ZM187 103V102H186ZM222 103V102H221ZM259 103V102H258ZM262 103V102H261ZM264 103V102H263ZM37 104V103H36ZM55 104V103H54ZM228 104V103H227ZM244 104H245V102H244ZM250 104V103H249ZM59 105V104H58ZM63 105V104H62ZM88 105V104H87ZM233 105V104H232ZM263 105V104H262ZM63 106H65V105H63ZM62 106V107H63ZM85 106V105H84ZM239 106V105H238ZM242 106H243V104H242ZM56 107H57V105H56ZM56 107H54V109L56 108ZM164 107H168V108H173V111L172 112H168V113H165V115L164 114H161V109L162 108H164ZM184 107V106H183ZM222 107V106H221ZM233 107V106H232ZM58 108V107H57ZM56 108V109H57ZM61 108V107H60ZM167 108V109H168ZM223 108H226V106L225 107H223ZM222 108V109H223ZM228 108V107H227ZM248 108V107H247ZM29 109V108H28ZM55 109V110H56ZM91 109V108H90ZM220 109V108H219ZM241 110H242V108H240ZM243 109H245V107L243 108ZM38 110V109H37ZM41 110V109H40ZM72 110V109H71ZM230 110H231V108H230ZM60 111V110H59ZM166 110H164V111H162V112H165ZM213 111H217L215 114L216 115H213L212 113H213ZM222 111V110H221ZM234 111V110H233ZM251 111V110H250ZM57 112V111H56ZM66 112V111H65ZM228 112V111H227ZM236 112V111H235ZM244 112V111H243ZM258 112V111H257ZM42 113H43V117H44V119L46 120L45 122L47 123V124H51L50 122H52V121H54V120H52L51 121V117H50V114L42 107ZM77 113V112H76ZM223 113V112H222ZM225 113H226V111H225ZM239 113V112H238ZM251 114H253V112L251 111ZM42 115V114H41ZM61 115V114H60ZM71 115V114H70ZM74 115V114H73ZM163 115V116H162ZM224 115V114H223ZM232 115H233V113H232ZM234 116V115H233ZM255 116V115H254ZM262 116V115H261ZM71 117H72V115H71ZM73 117H76V116H73ZM72 117V118H73ZM79 117V116H78ZM190 117H191V115H190ZM226 117V116H225ZM263 117V116H262ZM236 118V117H235ZM70 119V118H69ZM74 119V118H73ZM87 119V118H86ZM226 119V118H225ZM248 120H250V117H248L247 118ZM43 119H41V121H42ZM61 120V119H60ZM76 120H77V118H76ZM76 120H74V121H76ZM78 120H79V118H78ZM240 120V119H239ZM243 120H246V117H243ZM80 121H81V118H80ZM227 121V120H226ZM256 121V120H255ZM44 122V123H45ZM77 122V124L76 125H78L79 123H78V121H76ZM263 122V121H262ZM41 123H43V122H41ZM54 124H55V122H53ZM57 123V122H56ZM71 123V122H70ZM74 123V122H73ZM226 123V122H225ZM40 124V123H39ZM86 123H84V125H85ZM90 124V123H89ZM89 124L87 123L86 125H88L89 126ZM228 124V123H227ZM233 124V123H232ZM239 124V123H238ZM248 124H250V123H248ZM41 125V124H40ZM85 125V126H86ZM136 125H137V123H136ZM226 125V124H225ZM243 125H244V123L242 124V127H243ZM251 125V124H250ZM258 125V124H257ZM43 126V125H42ZM42 126H40V127H42ZM79 126V125H78ZM9 127V126H8ZM66 127V126H65ZM77 127V126H76ZM76 127H75V130H74V132H77V130H78V128L79 127H77V129H76ZM83 127V126H82ZM87 127V126H86ZM85 127V128H86ZM138 127V126H137ZM184 127V126H183ZM233 127V126H232ZM234 127H236V126H234ZM240 127H241V125H240ZM251 127V126H250ZM253 127V126H252ZM52 128H54V127H52ZM56 128V127H55ZM54 128V129H55ZM62 128V127H61ZM67 128H69V127H67ZM84 128V127H83ZM83 129V130H88V128H86V129ZM161 128V127H160ZM224 128H226V127H224ZM229 128V127H228ZM247 128V127H246ZM249 128V127H248ZM253 128H256V127H253ZM50 129L51 128H49L48 130L50 131ZM63 129H64V127H63ZM63 129H61V130H63ZM70 129V128H69ZM81 129V128H80ZM149 129H151V128H149ZM163 129V128H162ZM41 130H42V128H41ZM43 130H44V127H43ZM53 130V129H52ZM71 130V129H70ZM91 130V129H90ZM90 130H88L87 132H89ZM158 130V129H157ZM237 130V129H236ZM241 130V129H240ZM248 130V129H247ZM226 131H227V128H226ZM229 131V130H228ZM253 131V130H252ZM43 132H45V131H43ZM83 132V131H82ZM129 132V131H128ZM157 132V131H156ZM162 132V131H161ZM232 132V131H231ZM231 132L229 131V133H230V135H231ZM41 133V132H40ZM63 134L61 135V138H60V143L61 144H64V145H67V144H69V145H71V144H73V143H80V144H82V141H81V139H77V138H75L74 136H73V134L72 133H70L67 129H64L63 130V132H62ZM150 133V132H149ZM148 133V134H149ZM163 133V134H164ZM248 133V132H247ZM250 133H252V132H250ZM250 133H249V135H250ZM253 133H255V132H253ZM84 134H88V133H85L84 132ZM129 134H131V132L129 133ZM141 134V133H140ZM162 134V133H161ZM226 134H228L227 132H226ZM225 134V135H226ZM44 135V134H43ZM60 135V134H59ZM58 135V136H59ZM89 135V134H88ZM87 135V136H88ZM125 135H127V134H125ZM229 135V134H228ZM258 135H259V133H258ZM76 136V135H75ZM86 136V135H85ZM86 136V137H87ZM236 136H238V135H236ZM247 136H248V134H247ZM259 136H261V135H259ZM90 137V136H89ZM125 137V136H124ZM134 137H136V136H134ZM145 137V136H144ZM43 138H45L44 136H43ZM79 138V137H78ZM142 138V137H141ZM240 138V137H239ZM257 138H259V137H257ZM261 138V137H260ZM164 139V138H163ZM262 139V138H261ZM241 140H243V139H241ZM59 141V140H58ZM92 141V140H91ZM168 142H169V140H167ZM258 141H260V140H258ZM51 142V141H50ZM139 142H141V139H140V137L139 138H136V139H133V138H131V137H128L127 136V139L124 141V143H123V145H122V148H121V150H120V152L118 153L119 155H120V157H121V155L122 156H124V154H125V157H126V154H129V153H131V152H134L136 155H138V157L139 156H141V157H143V158H145V159H150L149 157H151V159L156 155V152L154 151V152H152V150L150 149H147L146 148V150H144V149H135L134 148V145L135 144H137V143H139ZM167 142V145H168V148L169 149H171V147H172V145L171 144H169ZM232 142V141H231ZM253 142H254V139H248V140H246V142H245V145L246 146H251L252 144H253ZM255 142H256V140H255ZM54 143V144H53ZM52 144L53 145H55V142H53ZM89 143V142H88ZM234 143V142H233ZM236 143V142H235ZM85 144H87V143H85ZM140 144H142V143H140ZM139 144V145H140ZM144 144V143H143ZM161 144H163V143H161ZM165 144V143H164ZM47 145H49V142H48V144ZM58 145V144H57ZM88 145V144H87ZM120 145V146H121ZM138 145V144H137ZM145 145V144H144ZM160 145V144H159ZM241 145V144H240ZM189 146H191V145H189ZM236 146V145H235ZM234 146V147H235ZM50 147H51V145H50ZM62 147H64V146H62ZM71 147V146H70ZM140 147V146H139ZM142 147V146H141ZM148 147V146H147ZM226 147V146H225ZM229 147V146H228ZM227 147V148H228ZM231 147V146H230ZM263 146H261V148H262ZM253 148V147H252ZM251 147H249V148H245V147H240V150L241 149H243V150H245V152H244V154L246 155L248 152L250 153V152H252V153H254V154H251V156H250V154H248L247 156H248V159L250 160L249 162L250 163H256L255 162V160L253 159L254 157H252V155L253 156H257L258 155V153H259V151H258V149L256 150V148H253L252 149ZM51 149H53V148H51ZM50 149V151H53V150H51ZM103 149V148H102ZM154 149V148H153ZM226 149V148H225ZM236 149V148H235ZM235 149H230V152H229V154L231 155V156H236V159H238L239 158V156H240V154L238 153V152H236L235 151ZM156 150V149H155ZM227 150V149H226ZM237 150V149H236ZM261 150H264V149H261ZM61 151H62V148H61ZM246 151H248V152H246ZM54 152H56V151H54ZM53 152V153H54ZM63 152H65L64 150H63ZM67 152H70V151H67L66 150V153H65V155L67 154ZM112 152V151H111ZM116 152V151H115ZM227 152V151H226ZM242 152V151H241ZM79 153V152H78ZM100 153H102V151H100ZM237 153H238V155H237ZM57 154V153H56ZM158 154V153H157ZM164 154V153H163ZM243 154V153H242ZM242 154H241V156H242ZM68 155H70V154H68ZM74 155H76V154H74ZM79 155V154H78ZM116 155H117V153H116ZM119 155H117V156H119ZM263 155V154H262ZM80 156L81 155H79V158H80ZM117 156H115V157H117ZM130 156V155H129ZM158 156H159V154L157 155V157L156 158H158ZM224 157V159H222L221 157ZM249 156H250V158H249ZM41 157V156H40ZM69 157V156H68ZM77 156H73L72 155V157L71 158H76ZM185 157V156H184ZM258 157V156H257ZM256 157V158H257ZM70 158V159H71ZM83 158V157H82ZM246 158V157H245ZM32 159V158H31ZM46 159V158H45ZM62 159V158H61ZM64 159V158H63ZM129 159V158H128ZM150 159V160H151ZM247 159V158H246ZM130 160V159H129ZM36 161V160H35ZM46 161H47V159H46ZM230 161H231V159H230ZM44 162V161H43ZM74 162V161H73ZM82 162V161H81ZM195 162V163H196ZM236 162V161H235ZM245 162V161H244ZM248 162V163H249ZM76 163V162H75ZM78 163V162H77ZM38 164V163H37ZM44 164V163H43ZM233 164V163H232ZM237 164V163H236ZM73 165V164H72ZM211 165V164H210ZM260 165V164H259ZM27 166H29V165H27ZM47 166V165H46ZM120 166V165H119ZM234 166V165H233ZM253 166H255L256 167V165H253ZM252 166V167H253ZM257 166H258V164H257ZM30 167V166H29ZM43 167V166H42ZM71 167H74V165L73 166H71ZM100 167V166H99ZM200 167V166H199ZM203 167V166H202ZM227 167V166H226ZM229 167V166H228ZM231 167V166H230ZM259 167V166H258ZM50 168V167H49ZM57 168V167H56ZM101 168V170L103 169L102 168V166L100 167ZM100 168L98 169V170H96V171H99L100 170ZM177 168V167H176ZM209 169H211L210 167H208ZM257 168V167H256ZM94 169H96V168H94ZM94 169L92 170V173H93V171H94ZM24 170V169H23ZM22 170V171H23ZM41 170V169H40ZM76 170V169H75ZM78 170V169H77ZM104 170V169H103ZM106 170V169H105ZM240 170V169H239ZM179 171V170H178ZM244 171V170H243ZM77 172V171H76ZM190 172V171H189ZM188 172V173H189ZM42 173V172H41ZM79 173H80V171H79ZM96 172L94 171V177H95V174ZM179 173H180V171H179ZM105 174H108L107 172H105ZM110 174L112 175V172H110ZM173 174V173H172ZM184 174V173H183ZM41 175V174H40ZM73 175V174H72ZM75 175V174H74ZM109 175V174H108ZM115 175V174H114ZM114 175H112V176H114ZM119 175V174H118ZM47 176V175H46ZM46 176L44 175V177L46 178ZM77 176H79V175H77ZM175 176V175H174ZM236 176H240L238 173H236ZM245 176V178H248V179H252L253 180V175L251 174V173H247L246 175H244ZM256 176V175H255ZM191 177V176H190ZM75 178V177H74ZM73 178V179H74ZM123 178V177H122ZM188 178V177H187ZM186 178V179H187ZM257 178H258V176H257ZM261 179H262V181H264V176L262 177H260ZM76 179H79V178H76ZM110 179H112V178H110ZM114 179H117V178H114ZM113 179V180H114ZM178 179V178H177ZM189 179V178H188ZM259 179V178H258ZM43 180H44V178H43ZM118 180V179H117ZM23 181V180H22ZM104 181H106V180H104ZM116 181V180H115ZM114 181V184H112V185H114L113 186V190L115 191V192H121L122 191V188H121V185L120 184H118V181L117 182H115ZM125 181V180H124ZM124 181L122 182V183H124ZM43 182V181H42ZM107 182V181H106ZM113 182V181H112ZM111 182V183H112ZM127 182V185L129 184L128 183V180L126 181ZM126 182H125V185L123 184V186L126 188ZM182 182V181H181ZM27 183V182H26ZM169 183V182H168ZM247 183V182H246ZM189 184V183H188ZM258 184V183H257ZM0 185H2V183L0 182ZM9 185H11V183L9 184ZM3 187H5V188H7V187H11V188H7V190L9 189L10 190V192H12L13 193V195H14V199H15V202L14 203H16L15 205H16V209H18V211L21 213V215H22V219L23 218H25V219H32V220H26V221H23V222H19V221H16L15 223H13V222H10V221H7V220H10V219H8L7 217H5L6 215H4V214H1L0 213V238H3V239H5V240H7L8 242H7V250H8V252H9V254L10 255H15L16 257H17V263H23V264H25V263H28L29 261H32L33 263H35V262H43L44 260H46L47 259V257L49 258V256H47V252H44V247L45 246H43V245H48L49 246V248L51 249L50 251H52V253H53V251L54 250H56L57 248H59L63 243H62V239H61V229H66L67 227V225H65V223H63L62 222V219H63V213L64 212H66V211H68V209L70 208V207H72V203L69 201V200H66V199H63L62 201H61V203L59 204V206H58V208H56L55 207V194L53 193V195H51L52 197L50 198L51 199V202H46L45 203V205H44V208H42L41 210H39L38 212L37 211H35L34 212V209L33 210H31V208L30 207H28V208H30V210L29 209H25L24 207H20V202L17 200L19 197H20V194H22L21 192L24 190V188L23 187H20L19 185H17L16 183H15V181L12 183V185L11 186H8L7 184H4V185H2ZM43 186H44V184H43ZM217 186H219V185H217ZM47 187V186H46ZM50 187V186H49ZM110 187H112L111 185H110ZM147 187V186H146ZM29 189V188H28ZM46 189V188H45ZM51 189H52V187H51ZM147 189V188H146ZM145 189V191H146V193H147V190ZM48 190V189H47ZM54 190V189H53ZM101 190V189H100ZM2 191H4L3 189H2ZM51 190H49V192H50ZM124 191V190H123ZM149 191V190H148ZM47 192V191H46ZM55 192V191H54ZM98 192H99V190H98ZM106 192V191H105ZM29 193V192H28ZM52 193V192H51ZM50 193V194H51ZM90 193H91V191H90ZM101 193H103V192H101ZM117 193V194H118ZM231 193V192H230ZM25 194V193H24ZM49 194V193H48ZM89 194V193H88ZM103 194H105V193H103ZM107 194V193H106ZM105 194V195H106ZM124 194V193H123ZM237 194V193H236ZM26 195V194H25ZM28 195H30V194H28ZM90 195V194H89ZM91 195H93V193L91 194ZM151 195V194H150ZM249 195V194H248ZM251 195V194H250ZM259 195V194H258ZM2 196V195H1ZM34 196V195H33ZM33 196H32V198H33ZM47 197L49 196V195H46ZM94 196V195H93ZM113 196V195H112ZM121 196V195H120ZM194 196V195H193ZM13 197V196H12ZM35 197V196H34ZM105 197V196H104ZM190 197V196H189ZM260 197V196H259ZM28 198H30L29 196H28ZM107 198V197H106ZM105 198V199H106ZM153 198V197H152ZM262 198V197H261ZM36 199H37V197H36ZM40 199V198H39ZM104 199V200H105ZM127 199H128V197H127ZM31 200V199H30ZM40 200H42V199H40ZM102 200V199H101ZM107 200V199H106ZM125 200V199H124ZM264 200V199H263ZM6 201V200H5ZM24 201V200H23ZM28 201H29V199H28ZM28 201H26V202H28ZM32 201H33V199H32ZM32 201H31V203H32ZM35 201V200H34ZM37 201V200H36ZM92 201H93V198H92ZM2 202H3V200H2ZM7 202V201H6ZM22 202V201H21ZM25 202V201H24ZM107 202V201H106ZM106 202H104V201H102V205H103V203L105 204ZM157 202V201H156ZM30 203V202H29ZM129 203V202H128ZM3 204V203H2ZM20 204V205H19ZM108 204H109V206L111 205V203L108 201ZM119 204V203H118ZM242 204H243V209L246 211V210H248V209H251V210H254L255 211V213H257V211L255 210V207L253 206V205H247V204H245V202L243 201L242 202ZM85 205H87V204H85ZM106 205H107V203H106ZM106 205H104V206H106ZM2 206V205H1ZM9 206H10V204H9ZM12 206H13V204H12ZM30 206H32V205H30ZM42 206V205H41ZM103 206V207H104ZM108 206V205H107ZM112 206V205H111ZM110 206V207H111ZM117 206V205H116ZM121 206V205H120ZM250 206V207H249ZM11 207V206H10ZM15 207V206H14ZM33 207V206H32ZM40 207V206H39ZM55 207V208H54ZM82 207V206H81ZM109 207V208H110ZM171 207V206H170ZM4 208H5V206H4ZM83 208H84V205H83ZM83 208H81L80 209V211L82 212V209ZM119 208V207H118ZM193 208H194V206H193ZM14 209V208H13ZM72 209V208H71ZM85 209H87V207L85 208ZM112 209V208H111ZM165 209V208H164ZM3 209H1V211H2ZM84 210V209H83ZM171 210V209H170ZM4 211H5V209H4ZM87 211V210H86ZM166 211H168V209H166ZM164 212V211H163ZM168 213V212H167ZM83 214V213H82ZM81 214V215H82ZM86 214V212L83 214V215H85ZM117 214V213H116ZM170 214V213H169ZM80 215V214H79ZM78 215V216H79ZM80 215V216H81ZM82 215V216H83ZM82 216H81V218H82ZM89 216V215H88ZM167 216V215H166ZM171 217H173V216H171ZM80 218V219H81ZM89 218V217H88ZM175 218V217H174ZM65 219V218H64ZM70 219V218H69ZM78 219V218H77ZM83 219H85L84 217H83ZM83 219H82V221L81 222H83ZM87 219V218H86ZM119 219H121V217H119ZM132 219V218H131ZM136 219V218H135ZM134 219V220H135ZM134 220H131V221H134ZM172 220H174V219H172ZM64 221V220H63ZM66 221V220H65ZM85 221V220H84ZM87 221V220H86ZM121 221H123L122 219H121ZM121 221H119L118 219H117V221H116V219H115V224H116V226H117V222H121ZM137 221V220H136ZM136 221H135V223L134 224H138V223H136ZM71 222V221H70ZM77 222V221H76ZM129 222V221H128ZM86 223V222H85ZM90 222H88L87 221V224H89ZM73 224V223H72ZM72 224H70V225H72ZM78 224V223H77ZM83 224V223H82ZM114 224V223H113ZM120 224V228H121V225H122V223H119ZM128 224V223H127ZM132 224V223H131ZM133 224V225H134ZM69 225V226H70ZM124 225V224H123ZM129 225H130V223H129ZM68 226V227H69ZM114 226V229L113 230H115V229H119V228H117V227H119V226ZM132 226V225H131ZM167 226V225H166ZM71 227V226H70ZM83 227H85V230H86V227L87 226H83ZM116 227V228H115ZM124 227H126V226H124ZM122 228V230L121 229H119V230H121L122 232H124L123 231V229H125V228ZM72 228V227H71ZM131 228V227H130ZM134 228V227H133ZM239 228V227H238ZM88 229V228H87ZM111 229V228H110ZM113 230H112V232H113ZM133 230V229H132ZM64 231H67V230H64ZM89 231V230H88ZM125 231H127V230H125ZM133 231H135L134 232V234L136 235V236H134L133 234V237H134V239H135V237L137 238V236H138V233H140V232H138L137 233V231L134 229ZM139 231H141V230H139ZM109 232H110V230H109ZM108 232V233H109ZM128 232V231H127ZM129 232H130V230H129ZM128 232V233H129ZM155 232V231H154ZM126 233V232H125ZM142 233H143V231H142ZM141 233V234H142ZM107 234V233H106ZM111 235H112V237H113V234L112 233H110ZM110 234H108L109 236H110ZM69 235H70V233H69ZM115 235V234H114ZM118 235V234H117ZM127 235V234H126ZM130 235H131V233H130ZM132 235L130 236L131 238H132ZM119 236H120V234H119ZM139 236H141V235H139ZM142 236H145V234H143ZM141 236V237H142ZM181 236V235H180ZM111 237V238H112ZM121 237V239H119V244H120V240H121V243H123L124 244V241H125V237H124V233L120 236ZM127 237V236H126ZM141 237H140V239H141ZM171 237V236H170ZM68 238V237H67ZM66 238V239H67ZM78 238V237H77ZM76 238V239H77ZM116 237H114V238H112L113 240L115 239ZM130 238V239H131ZM142 238H144V237H142ZM148 238V237H147ZM69 239V238H68ZM144 239H146V238H144ZM152 239V238H151ZM70 240H72V239H70ZM70 240H68V241H70ZM75 240V239H74ZM128 240H129V236H128ZM137 240V239H136ZM77 241V240H76ZM115 241H116V239H115ZM114 241V242H115ZM130 241V240H129ZM131 241H133L134 242V240L133 239H131ZM144 241V240H143ZM149 241H151L150 240V238H149V240H148V243H149ZM67 242V241H66ZM111 242H112V240H111ZM117 242V241H116ZM136 242V241H135ZM138 242V241H137ZM140 242V241H139ZM145 242H147V239L145 240ZM144 242V243H145ZM69 243V242H68ZM110 243V242H109ZM125 243H126V241H125ZM147 243V244H148ZM152 243V242H151ZM169 243V242H168ZM173 243V242H172ZM67 244V243H66ZM70 244V243H69ZM123 244H121L120 245V247H122L123 248ZM134 245H131L132 246V248L130 247H128L127 245V247L129 248V250L130 249H132V250H130V251H132V253L131 252H127L128 254L129 253H131V254H129V255H131L130 257L132 258V256H133V258H132V262L134 263V264H140L141 263V259H140V256H142L141 255V252H140V250H139V248L137 247V245H135V243H133ZM16 245H19V249H14L15 248V246ZM65 245V244H64ZM109 245V244H108ZM111 245H112V243H111ZM115 245H116V243H115ZM114 245V246H115ZM118 245V244H117ZM129 245V244H128ZM150 245V244H149ZM152 245V244H151ZM113 246V245H112ZM112 246H110L109 245V247H111L112 248ZM138 246H139V244H138ZM141 246V245H140ZM139 246V247H140ZM245 246V245H244ZM243 246V247H244ZM264 246V245H263ZM143 247V246H142ZM238 247V246H237ZM241 247V246H240ZM242 247V248H243ZM65 248V247H64ZM99 248V247H98ZM141 248V247H140ZM251 248V247H250ZM179 249H181V248H179ZM246 249V248H245ZM107 250L109 251V249L107 248ZM113 250H114V253H115V248L113 247ZM112 250V251H113ZM121 250H123V249H121ZM124 250H125V247H124ZM127 250V249H126ZM129 250H127V251H129ZM143 250V249H142ZM145 250V249H144ZM147 250V249H146ZM233 250V249H232ZM6 251V250H5ZM180 251V250H179ZM65 253L63 254L62 252H60V253H62L65 257H67V258H70V257H73V256H79V254H78V249H77V247H76V244L74 245H72V244H70L69 246L67 245V247H66V250L64 251ZM126 252V251H125ZM144 252V251H143ZM247 252H248V250H247ZM157 253V252H156ZM185 253V252H184ZM234 253V252H233ZM62 254H61V257H62ZM115 254H117V252L115 253ZM128 254H126L127 256L126 257H128V258H130L129 256H128ZM252 254V253H251ZM118 255V254H117ZM163 255H166V254H163ZM231 255V254H230ZM57 256H59V255H57ZM83 256V255H82ZM155 256V255H154ZM185 256V255H184ZM192 256V255H191ZM191 256H190V259H191ZM194 256V255H193ZM232 256H233V254H232ZM15 257V258H16ZM75 257H73V258H75ZM143 257H145V255H143ZM172 257V256H171ZM217 257V256H216ZM130 258V259H131ZM146 258V257H145ZM165 258V257H164ZM167 258V257H166ZM165 258V259H166ZM174 258V257H173ZM64 259V258H63ZM108 259H109V257H108ZM108 259H106L107 260V262H108ZM155 259V258H154ZM158 259H159V257H158ZM169 259V258H168ZM172 259V258H171ZM211 259V258H210ZM214 259V258H213ZM217 259V258H216ZM234 259H235V264H264V250H262V249H257L252 255H250V254H247L245 251L244 252H242V251H239V250H237V251H235V253H234ZM146 260V259H145ZM151 260V259H150ZM173 260V259H172ZM229 260V259H228ZM231 260V259H230ZM24 261H25V263H24ZM27 261V262H26ZM65 261H66V259H65ZM127 261V260H126ZM128 261H129V259H128ZM127 261V262H128ZM146 261H148V260H146ZM160 261H162V259L160 260ZM166 261H167V259H166ZM189 261V260H188ZM193 261V260H192ZM224 261V260H223ZM223 261H221L222 262V264H224L223 263ZM32 262H30L31 264H32ZM106 262V263H107ZM126 262V263H127ZM149 262V261H148ZM151 262H152V260H151ZM155 262V261H154ZM163 262V261H162ZM164 262H165V260H164ZM171 262V261H170ZM174 262V261H173ZM182 262V261H181ZM225 262V261H224ZM30 263H28V264H30ZM124 263H125V261H124ZM125 263V264H126ZM144 263V262H143ZM150 263V262H149ZM167 264H168V262H166ZM165 263V264H166ZM184 263V262H183ZM193 263V262H192ZM226 263V262H225ZM109 264V263H108ZM131 264V263H130ZM148 264V263H147ZM154 264H159V262L157 261V262H155ZM160 264H161V262H160ZM174 264V263H173Z\"/></svg>",
	"mask_w": 264,
	"mask_h": 264
}]
</instances>
